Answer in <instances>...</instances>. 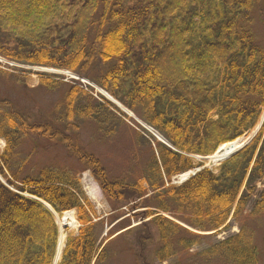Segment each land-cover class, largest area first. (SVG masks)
Segmentation results:
<instances>
[{
	"label": "trees",
	"instance_id": "1",
	"mask_svg": "<svg viewBox=\"0 0 264 264\" xmlns=\"http://www.w3.org/2000/svg\"><path fill=\"white\" fill-rule=\"evenodd\" d=\"M261 3L0 0L1 57L84 76L172 146L157 141V156L152 154L140 176L111 177L81 146L79 123L112 118L109 106L126 115L103 97H92L87 85L65 83L57 74L38 73L37 86L25 89V70L0 64V137L5 141L0 264H53L58 227L51 210L61 215L73 209L79 224L77 233L67 236L57 264H98L106 255L99 238L110 217L97 216L78 172L54 165L28 167L29 154L21 149L28 139L70 152L112 204L145 197V215L160 243L153 252L159 264L201 238L164 213L198 230L226 227L229 217L248 205L250 216L263 213L264 125L217 171L203 167L179 185L164 184V179L170 182L171 176L202 166L192 155H211L258 124L264 106V50L246 23ZM6 87L16 97L10 98ZM37 89L60 92L47 113L37 114L30 94ZM246 232L243 228L200 254L210 258L220 252L228 264H258L253 237Z\"/></svg>",
	"mask_w": 264,
	"mask_h": 264
},
{
	"label": "rangeland",
	"instance_id": "2",
	"mask_svg": "<svg viewBox=\"0 0 264 264\" xmlns=\"http://www.w3.org/2000/svg\"><path fill=\"white\" fill-rule=\"evenodd\" d=\"M246 26L251 29L257 42L263 45L264 50V0L249 13ZM0 64L2 66H16L19 68L17 71L21 69L25 70L22 71L25 75V89L30 90V88L37 86L39 79L38 73L57 74L62 77L61 81L65 83L79 82L84 87L87 85L91 88L90 94L92 97L96 100L103 97L115 104L126 115L123 116L114 108L105 106L110 109L107 112L112 115V118L102 120L101 122L91 119L84 123H79L78 138L80 139L81 146L87 153H90L100 161L106 173L111 177L133 179L135 175L140 176L142 167L152 158V154H156L157 156L156 143L157 141H162L158 138L155 133L156 131L152 128L149 130L144 124L145 122L139 119L131 110L119 104L105 90L84 76L65 69L18 64L1 56ZM6 89L7 95L10 98H12L11 96L16 97L17 93L15 91L11 93L8 87ZM87 91L89 92V89ZM30 94L31 98L37 103L36 110L39 109L38 114L49 112L50 107L58 98L60 92L56 90L46 92L37 89L35 94L34 92H30ZM22 102L23 100H21ZM262 125H264V106L258 124L239 138L248 141L257 134ZM4 146L5 141L0 137V153ZM21 149L23 153L29 154L30 163L28 167L32 166L33 168H37L44 165H54L59 168H69L74 172H78L83 191L94 205L97 216L103 219L110 217L108 222L105 223L103 232L99 238L100 247L103 248L105 246L106 248L105 259L98 264H159L153 258V252L159 247L160 243L155 228L148 223L150 217L145 215V210L148 208L142 203L143 201L147 202L145 197L139 199L133 198L134 200L132 199L131 201L127 200L123 203L112 204L102 193L99 183L95 181L90 170L83 169L77 160L69 155L71 153L66 151V149L58 145H49L40 141L32 142L29 139L22 142ZM211 155H208V157ZM191 157L194 163L201 162L202 167H208L217 171L219 163L210 165L208 158L205 156L192 155ZM194 169L191 171L193 172ZM191 174V172L187 173L186 171L173 175L171 176L170 182L164 179V184L179 185ZM0 179L5 182V179L1 175ZM91 191L95 193V196H90ZM150 208L153 209V207ZM250 208V205H248L235 218L230 216L227 220L226 227L222 226L216 230H198L174 218L172 215L164 213V215L173 219L179 225L201 234V238L189 250L180 251V254L165 260L161 264H171L173 262H180L181 264H228L227 260L220 255V252L214 253L210 258L204 257L200 252H203L204 249L216 244L218 241L234 235L243 228L253 237L252 241L258 252V264H264V212L252 217L248 214ZM69 211L72 212L74 218V222L70 225H63L60 221V215H55V221L58 227V238L60 234L64 235L63 247L67 236L76 234L79 228L76 220V211L71 209L66 212ZM110 221L112 222L109 223ZM60 258L61 255L58 259L54 256L53 264H57Z\"/></svg>",
	"mask_w": 264,
	"mask_h": 264
},
{
	"label": "bare ground",
	"instance_id": "3",
	"mask_svg": "<svg viewBox=\"0 0 264 264\" xmlns=\"http://www.w3.org/2000/svg\"><path fill=\"white\" fill-rule=\"evenodd\" d=\"M146 125V124H145ZM147 126V125H146ZM147 128L150 130L151 128L149 126H147ZM158 136V133L155 132ZM159 138V136H158ZM246 143V140L243 138H239L233 142L230 143H225L222 144L219 147V150L214 153L213 155L207 157L209 160L210 165H214L219 163L223 158H225L226 156L230 155L231 153H233L235 150H237L242 144ZM184 177V176H182ZM90 196L93 197L95 196V193L93 191L90 192ZM63 225H67V224H72L74 222V218H73V214L72 212H66L64 215L61 216V220ZM63 243H64V235L60 234L59 238H58V247H57V252H56V256L55 258L58 259L63 247Z\"/></svg>",
	"mask_w": 264,
	"mask_h": 264
},
{
	"label": "water",
	"instance_id": "4",
	"mask_svg": "<svg viewBox=\"0 0 264 264\" xmlns=\"http://www.w3.org/2000/svg\"><path fill=\"white\" fill-rule=\"evenodd\" d=\"M159 138L161 139L162 142L166 143L165 139H163L162 137H159ZM247 143H248V142L242 144L237 150H235L233 153H231L230 155L226 156V157L223 158L222 160H225V159L229 158L230 156H232L233 154H235V153H236L237 151H239L242 147H244ZM219 147H220V146H219ZM219 147L217 148V150L215 151V153L219 150ZM222 160H221V161H222ZM221 161H220V162H221ZM220 162H219V163H220Z\"/></svg>",
	"mask_w": 264,
	"mask_h": 264
}]
</instances>
